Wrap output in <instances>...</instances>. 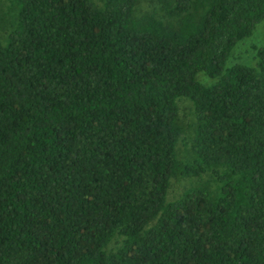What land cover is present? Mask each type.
I'll return each instance as SVG.
<instances>
[{"label":"trees","instance_id":"trees-1","mask_svg":"<svg viewBox=\"0 0 264 264\" xmlns=\"http://www.w3.org/2000/svg\"><path fill=\"white\" fill-rule=\"evenodd\" d=\"M100 1L0 21V264H264V0Z\"/></svg>","mask_w":264,"mask_h":264},{"label":"rangeland","instance_id":"rangeland-1","mask_svg":"<svg viewBox=\"0 0 264 264\" xmlns=\"http://www.w3.org/2000/svg\"><path fill=\"white\" fill-rule=\"evenodd\" d=\"M96 3L102 5L100 0H94ZM2 13H0V21L2 25L1 35L3 36L6 30H9L7 21L13 18V13L10 12V0H1ZM161 12V0H139L137 7V17L151 15L153 13ZM158 16H160L158 14ZM264 48V22L258 25L253 35L241 43L235 48L232 57L229 62V66L232 67L236 64H244L249 67H254L257 64V49ZM204 84H212L213 81L201 75L199 78ZM180 116L184 119L185 123L191 124L193 117V104L186 99L179 101ZM192 132L188 130L185 136L182 137L179 143V150L183 156L187 155L191 148ZM198 185L197 180H173L171 189L169 191L168 201H175L179 199L183 193L192 187ZM121 243L120 239H115L109 246V251H117Z\"/></svg>","mask_w":264,"mask_h":264}]
</instances>
